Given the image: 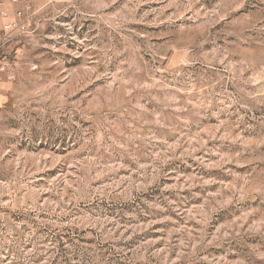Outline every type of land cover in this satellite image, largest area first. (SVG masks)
I'll list each match as a JSON object with an SVG mask.
<instances>
[{
	"label": "rangeland",
	"instance_id": "rangeland-1",
	"mask_svg": "<svg viewBox=\"0 0 264 264\" xmlns=\"http://www.w3.org/2000/svg\"><path fill=\"white\" fill-rule=\"evenodd\" d=\"M0 9V264H264V0Z\"/></svg>",
	"mask_w": 264,
	"mask_h": 264
},
{
	"label": "built area",
	"instance_id": "built-area-1",
	"mask_svg": "<svg viewBox=\"0 0 264 264\" xmlns=\"http://www.w3.org/2000/svg\"><path fill=\"white\" fill-rule=\"evenodd\" d=\"M12 2H19L20 0H11ZM55 2H59L62 0H53ZM0 9L2 11L3 16L7 19L4 23V30L7 32H14V31H27L28 29V20L24 17V13L22 10L17 11L16 17L10 16V11L6 5L5 0H0ZM1 88V82H0Z\"/></svg>",
	"mask_w": 264,
	"mask_h": 264
},
{
	"label": "crops",
	"instance_id": "crops-1",
	"mask_svg": "<svg viewBox=\"0 0 264 264\" xmlns=\"http://www.w3.org/2000/svg\"><path fill=\"white\" fill-rule=\"evenodd\" d=\"M6 5H7V7L11 8V9L14 8L13 4H12L11 2H9V1L6 3ZM9 8H8V9H9ZM9 11H10V10H9ZM0 38H1V22H0Z\"/></svg>",
	"mask_w": 264,
	"mask_h": 264
}]
</instances>
